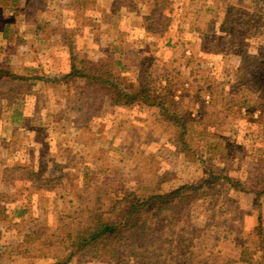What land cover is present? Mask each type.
Instances as JSON below:
<instances>
[{"label":"rangeland","instance_id":"rangeland-1","mask_svg":"<svg viewBox=\"0 0 264 264\" xmlns=\"http://www.w3.org/2000/svg\"><path fill=\"white\" fill-rule=\"evenodd\" d=\"M73 67L166 99L190 148ZM0 77V264H63L96 216L207 172L231 183L149 216L145 245L68 264H264V0H0Z\"/></svg>","mask_w":264,"mask_h":264},{"label":"trees","instance_id":"trees-1","mask_svg":"<svg viewBox=\"0 0 264 264\" xmlns=\"http://www.w3.org/2000/svg\"><path fill=\"white\" fill-rule=\"evenodd\" d=\"M78 77L91 85H98L101 88L106 87V92L116 106H142L154 109L158 112L162 121L175 131L176 140L181 149L186 151L190 148L192 135L188 121L182 114L174 112L166 99L145 92L127 94L109 81L88 75L76 70L74 67L71 73L66 76L67 79ZM6 78L9 82L16 80L15 76L10 74H7ZM206 174L207 178L201 185L191 184L171 193L153 194L139 198L132 202L117 218L104 219L101 216H96L87 222L71 241L68 256L63 260V264H68L80 255L96 251L99 248L108 249L117 246L119 250H122L123 241L127 242V245L129 243L133 246L135 245L134 239L139 238L141 243L139 240L137 243L145 245L144 234L147 224L144 220L149 216H152V220H158L160 213L181 209L189 201H194L196 195H199L203 189L212 191L222 180L231 183L230 180L222 178L219 174L216 175L213 172H207ZM259 221H261L260 218ZM117 258L122 259L120 254Z\"/></svg>","mask_w":264,"mask_h":264}]
</instances>
